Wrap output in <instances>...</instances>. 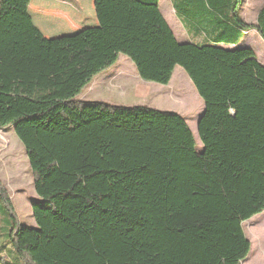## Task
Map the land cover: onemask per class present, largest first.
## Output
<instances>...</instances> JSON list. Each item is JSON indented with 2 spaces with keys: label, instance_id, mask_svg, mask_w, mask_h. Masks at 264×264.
<instances>
[{
  "label": "trees",
  "instance_id": "1",
  "mask_svg": "<svg viewBox=\"0 0 264 264\" xmlns=\"http://www.w3.org/2000/svg\"><path fill=\"white\" fill-rule=\"evenodd\" d=\"M88 1V0H87ZM160 0H93L96 26L45 38L30 0H0V130L21 143L38 198L34 227L10 224L24 264H241L242 224L264 211V67L237 46L254 29L242 0H170L190 42L176 40ZM123 55L166 86L180 67L203 102L202 149L179 114L77 98Z\"/></svg>",
  "mask_w": 264,
  "mask_h": 264
},
{
  "label": "rangeland",
  "instance_id": "2",
  "mask_svg": "<svg viewBox=\"0 0 264 264\" xmlns=\"http://www.w3.org/2000/svg\"><path fill=\"white\" fill-rule=\"evenodd\" d=\"M35 2L38 5L35 6ZM262 4L263 0H242L239 12L242 21L253 25ZM159 10L178 42L192 40L174 13L170 0H160ZM28 14L45 38L70 36L97 24L93 0H30ZM259 45L252 48L258 47L255 51L260 58L264 57V44L259 42ZM77 100L120 107L143 106L179 114L194 137L196 151L202 149L197 136V122L203 112V102L178 66L169 83L162 86L142 81L128 58L119 55L117 62L97 75ZM0 184L6 191L17 222L34 227L31 206L38 198L24 149L12 128L0 130ZM242 227L251 244L248 259L242 264H264V211L244 222ZM9 230L6 212L0 207V264H24L14 259L12 248L6 243Z\"/></svg>",
  "mask_w": 264,
  "mask_h": 264
},
{
  "label": "crops",
  "instance_id": "3",
  "mask_svg": "<svg viewBox=\"0 0 264 264\" xmlns=\"http://www.w3.org/2000/svg\"><path fill=\"white\" fill-rule=\"evenodd\" d=\"M34 5L35 6L38 5V3L35 2ZM263 7H264V0H263V4H262L261 8L257 12L256 18H255V21H254V24L256 23L257 18L259 16L261 10L263 9ZM246 24H248V23H246ZM259 42H262L264 44V42L261 40V38L259 37V35L257 34V32L254 29H251V30H248L247 32L244 33V35L242 36V38H241V40H240V42L238 43L237 46H227L226 49L250 48V49L253 50V52L255 54V57H256V60L264 67V57H261L260 56V58H259L256 55V51H255L256 49H258L257 46L259 45ZM254 45H257L256 46V49L255 48H252ZM259 46L262 48V45H259ZM247 259H246V261H247Z\"/></svg>",
  "mask_w": 264,
  "mask_h": 264
},
{
  "label": "water",
  "instance_id": "4",
  "mask_svg": "<svg viewBox=\"0 0 264 264\" xmlns=\"http://www.w3.org/2000/svg\"><path fill=\"white\" fill-rule=\"evenodd\" d=\"M201 116V115H200Z\"/></svg>",
  "mask_w": 264,
  "mask_h": 264
}]
</instances>
